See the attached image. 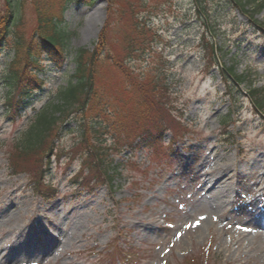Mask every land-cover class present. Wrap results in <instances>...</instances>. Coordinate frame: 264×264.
I'll return each instance as SVG.
<instances>
[{
  "label": "rangeland",
  "instance_id": "rangeland-1",
  "mask_svg": "<svg viewBox=\"0 0 264 264\" xmlns=\"http://www.w3.org/2000/svg\"><path fill=\"white\" fill-rule=\"evenodd\" d=\"M128 1L115 0L111 12L119 17L116 12L127 11L129 21ZM89 2L71 0L63 15L61 30L66 32L69 50L91 51L105 27L108 1ZM206 3L210 23L217 28L212 42L221 48L217 51L218 67L209 70L200 42L201 24L191 0H146L139 5L142 16L149 17L161 39L154 47V62L144 56L130 58L132 61L125 65L136 76L147 70V64L160 69L161 60L167 81L165 89H159V112L142 109L141 115L113 101L105 106L109 125L103 134L106 146L102 157L105 167L109 162L117 167L111 184L106 185L96 171L86 173L90 157L84 146L77 145L80 129L74 114L66 119L50 157L51 171L46 180L57 187L56 200L46 203L32 194L35 175L44 162L37 155H18L20 130L51 101V92L69 81L73 62L67 60L61 70L44 65L45 85L33 94L19 119L5 116V90L0 85L1 261L17 258L9 255L12 243L18 238L28 239L34 227L44 235H54L57 244L41 264H264V232L259 230L264 216L260 210L264 207V116L253 112L245 96L250 88L264 90V40L242 14L231 6L226 8L223 0ZM5 6V0H0V15ZM245 6L252 19L264 25V0H246ZM91 16L98 21L97 33ZM20 23L18 30L26 41L36 27L30 0H25ZM121 48L111 37L107 50L115 60H125ZM12 55L10 45H6L0 70ZM220 66L233 67L246 79L239 85H226ZM100 84H114L101 95L104 104L105 99L118 95L122 77L109 65L101 71ZM90 114L86 116L90 118ZM171 116L187 131L180 129L176 138L180 140L173 145H169L170 133H164L165 153L161 146L153 154L139 148L130 150L131 140L141 133L137 125L152 128ZM228 166L232 169L224 172ZM77 172L79 180L95 184L93 193L73 187L72 176ZM205 172L227 176L225 185L235 193L221 207L209 205L207 194L199 192ZM244 206L248 211L234 213ZM209 209H214L217 220H209L212 224L206 232L200 218ZM254 232L257 236H249ZM43 250L44 246L19 260L38 261Z\"/></svg>",
  "mask_w": 264,
  "mask_h": 264
},
{
  "label": "trees",
  "instance_id": "trees-1",
  "mask_svg": "<svg viewBox=\"0 0 264 264\" xmlns=\"http://www.w3.org/2000/svg\"><path fill=\"white\" fill-rule=\"evenodd\" d=\"M106 1H108L107 21L91 51L83 48L68 49L66 32L61 30V26L63 15L68 10L71 0H30L36 16V27L26 41L23 32L20 33L18 30L22 26L20 20L25 0H5V12L0 15V51L6 45H10L13 51L12 59L6 64L3 71L4 78L1 80V88L5 90L4 103L7 115L13 117L20 114L23 104L29 102L33 92L43 87V79L39 78L43 72L41 64L43 57H47L50 62H55L57 65L70 59L75 66L66 85L53 90L51 94L53 99L38 111L33 120L20 132V142L16 146L20 157L37 155L42 163L44 162L43 166H40L42 168L39 174L35 175L33 186L34 193L43 199L51 198L54 192V189L45 182L44 176L49 171L55 140L70 114L78 117L76 119L80 129V140L77 145L84 146L87 157H90V160L87 159L89 163L86 168L87 173L93 174L96 171L105 183L111 184L117 167L113 162H109L105 167V157H102L105 146L103 134L109 125L105 106L113 101L141 115L142 109L144 112H150L152 108L155 112L161 110L158 105V96L161 92L159 89L164 90V83L167 81L163 70L164 62L160 60V69L152 63L147 64V70L136 76L132 74L130 66L125 65L132 61L130 58L148 56L154 62L156 56L154 47L159 43L161 36L153 30L149 17L142 16L140 12L139 5L146 0H138L139 3L128 1L127 9L131 11L129 21L127 11L116 12L119 17L114 15V11L111 12V3L113 6L117 4L115 0ZM206 1L191 0V3L192 11L200 21L203 31L200 42L209 70L217 65V51H221V48H216L212 42L216 38L217 28L210 23L211 16L206 10ZM91 2L88 4L90 5ZM223 2L226 8L231 6L244 15L255 30L263 32L264 25L253 20L252 14L247 12L246 0H223ZM113 27L118 28L113 30ZM111 37H115L122 46L121 52L124 53L127 61L115 60L109 53L107 46ZM109 65H113L120 73L122 86L118 95L110 97L109 101L105 99V103L102 104L101 95L106 94L108 89L114 86V84L98 85L101 71L106 70ZM220 72L226 85H239L246 79L245 76L236 74L233 67H221ZM150 84L152 87H149ZM246 97L254 113L262 116L264 90L250 88ZM116 109L120 108L116 107ZM90 113L92 116L89 118L86 115H91ZM158 124L155 123L152 128L146 127L144 123L137 125L136 130H141V133L138 138L136 137L137 139L133 138L131 141H137L136 144L140 146H148L153 141L159 140L163 131L178 133L183 129L180 121L172 116L168 121H161Z\"/></svg>",
  "mask_w": 264,
  "mask_h": 264
},
{
  "label": "bare ground",
  "instance_id": "bare-ground-1",
  "mask_svg": "<svg viewBox=\"0 0 264 264\" xmlns=\"http://www.w3.org/2000/svg\"><path fill=\"white\" fill-rule=\"evenodd\" d=\"M93 15V14H91ZM92 18V16H91ZM94 19V18H92ZM91 22H93V29L95 30V32L97 33V31L99 30L97 28L98 26V21H96V18ZM99 20V19H98ZM97 23V24H96ZM93 30V31H94ZM229 169H232V166H228V167H225L224 169V172H226V170L229 171ZM218 175H221V179L219 180L218 178H220ZM217 175L214 176L213 173L212 174H209V175H206V181L204 182V188L206 189H203L202 191L204 192V194L206 193L208 198H209V205L211 204L212 206H215V208H218V207H221L222 206V202L226 199H230V197L234 194V192L231 191V189L225 185V178H227V176H224L222 177V174L221 172ZM208 186V187H207ZM264 210V208H263ZM209 215H213L215 214L214 213V209L210 210L209 211ZM264 213V212H263ZM212 219L213 220V217L211 218H207V222H205V226L203 228H205V231L207 232V229H209V227H211V224L212 222L209 220ZM261 230L263 231V229L261 228ZM33 235V242H28V243H22L21 245H19L17 247V251L19 252V254L21 256H27L28 255V251H29V248L30 250L35 248L36 245L38 244V236L40 237V233L36 230H34V233L32 234ZM46 242L50 245L54 244L55 240H51L50 238H45Z\"/></svg>",
  "mask_w": 264,
  "mask_h": 264
},
{
  "label": "snow or ice",
  "instance_id": "snow-or-ice-1",
  "mask_svg": "<svg viewBox=\"0 0 264 264\" xmlns=\"http://www.w3.org/2000/svg\"><path fill=\"white\" fill-rule=\"evenodd\" d=\"M200 219H205L204 217H201ZM199 221H197V225H198ZM197 225H192V226H197Z\"/></svg>",
  "mask_w": 264,
  "mask_h": 264
}]
</instances>
